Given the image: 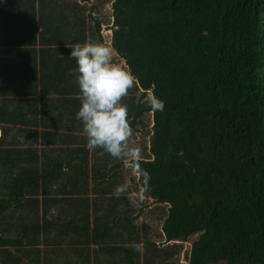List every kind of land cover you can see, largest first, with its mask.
Here are the masks:
<instances>
[{"label":"trees","instance_id":"16d2710c","mask_svg":"<svg viewBox=\"0 0 264 264\" xmlns=\"http://www.w3.org/2000/svg\"><path fill=\"white\" fill-rule=\"evenodd\" d=\"M30 1L35 7L36 0ZM30 1L0 0V13ZM80 1L40 3L54 5L51 9L55 10L68 9L65 17L71 13L72 27H79L80 34L70 29V40L65 43H104L103 22L93 17L94 8L83 16L84 5L91 0ZM112 10L111 47L136 77L134 87L122 98L128 106L134 137L144 125L145 114H152L149 143L141 151L138 167L133 168L139 178L137 181L130 176V180L137 181L145 195L166 210L162 221L166 245L145 241V254L156 259L149 262L144 256V264H185L180 262L182 254L187 264H264V0H114ZM45 30L44 26L38 35L34 28L33 39L43 45L62 42L47 36ZM41 51L49 61L54 55L60 57L61 51L63 58L69 57L71 48ZM74 67L71 60L65 73H71ZM53 69L61 71L55 65ZM51 82L63 87V92L72 88L70 95L79 94L74 77L70 81L62 76L44 80L42 106L48 101L50 93L46 89ZM148 92L163 100V111L149 109L144 101ZM13 101L5 104L13 105ZM75 102L79 99L71 103ZM46 140L42 138L43 143L50 144ZM28 152L4 147L0 140V230L10 208L36 213L45 207L48 196L58 194L50 189L51 180L60 179L64 166L53 169L50 161L39 159L40 155L32 163ZM59 152L83 156L80 163L66 165L71 172V189L61 192L75 205L89 203V196L99 193L98 161L112 165L114 178L122 176L125 168L126 161L106 154L101 158L100 149H90L87 138L70 148H45L41 155ZM18 163L21 166L16 173L4 168L9 164L17 169ZM143 172L150 177L147 186ZM123 193L113 200H126ZM90 222L72 218L67 224L49 222L41 226L32 221L23 223L21 231L27 234L36 226L37 233L51 229L59 238L44 245L81 244V250L87 252L88 245L95 244L94 251L108 249L124 254L119 264H141L139 257H133V251L142 250L138 238L131 247L117 245L120 238L109 234V224H95L91 229ZM71 230L82 234L75 235L80 240L73 239ZM194 236L197 239L187 253L185 244ZM1 246L20 250L31 242L0 234ZM42 252L50 257L55 250L38 249L35 253ZM7 255L3 254L4 259L18 263L19 259Z\"/></svg>","mask_w":264,"mask_h":264},{"label":"crops","instance_id":"0c3cea01","mask_svg":"<svg viewBox=\"0 0 264 264\" xmlns=\"http://www.w3.org/2000/svg\"><path fill=\"white\" fill-rule=\"evenodd\" d=\"M71 1L76 3L77 1L78 3L81 2L80 0ZM81 5L83 4L81 3ZM51 6L54 5L41 6L40 0H36V8L33 7L30 1L25 4L21 3L20 5L14 4L12 9L4 11L5 13H0V140L4 147L7 148L29 149L26 155L32 163L40 155L39 159L50 161L48 163L53 166V169L56 167L57 170L60 164L64 166L60 179L51 180L52 185L50 189L57 191L58 194L48 196L49 201L43 205L45 207H41L40 211H35L36 213L30 211L28 213L27 211L29 210L15 211L12 208L6 211L9 216H6L7 220L3 223L4 228L0 230V234L14 241L25 239L31 242V246H24L20 250L14 246L11 248L1 246L0 264H7L6 262L12 263L10 260L4 259V253L8 254V257L14 256L15 259H19L16 264H119L121 262L124 254L108 249L94 251L96 249L95 244L88 245L89 250L87 252L81 250V244L75 246H70V244L65 246L63 244L44 245L47 240L59 238L58 234L51 229L47 233L41 231V234L39 231L37 233V226L34 230L28 231L27 234L21 231L23 223L36 221L41 226L49 222L67 224L72 218L81 223H85L89 219L91 221V229L94 228L95 224L101 227L109 224L112 228L109 234H117L120 238L117 245H128L131 247L138 238L140 240L139 247L142 250L133 251L134 260H137L139 257L140 263L144 264V256H146V260L152 262L156 258L152 259V254H145L143 250L145 241L155 242L159 247L166 245L165 237L162 234V221L165 216H161L160 219L157 215H151L154 211L149 212L146 206L141 205L143 201L151 200L146 195H144L145 200H140L141 204L134 201L135 199L131 194L135 192V185L132 186V183L135 184V181L130 182L129 174L132 173V176L136 177L137 181L139 175L133 170L130 162H125L122 176L114 178L111 175L114 172V170H111L112 165H105L103 162L98 161L97 165L101 170V179L97 183L99 193L97 195L91 194L88 200L89 203L83 201L81 205H75L72 204L69 196L61 194V192L71 189L69 185L71 172L66 165L69 163H80V157L83 158V156L69 152L51 153L47 156L41 155L45 148H70L75 146V144L80 145L83 139L86 138L82 134L81 123L74 118L80 106L81 98L79 94L70 95L72 88L63 92V87H59L51 82L50 86L46 89V92L50 93L46 97L48 99L46 105L42 106L40 102L43 97L41 93L43 81H53L60 76L70 81L74 76L71 77L69 72L65 73V69H70L71 60L72 63H75L73 58H63V51L59 53L60 57L54 55L52 59L47 61L41 49H70L72 44L65 43L70 40V29H72L74 34H80L79 27L77 30L72 27L74 20L71 13L65 17L68 9L56 8L55 10L51 9ZM60 14L64 15L63 19L60 18ZM87 14L85 10L83 16ZM62 21L65 23L64 25H61ZM102 24L101 33L104 37V44L111 47L113 31L110 29L111 32L107 31L108 33H105L103 29L104 23ZM44 26L47 36L50 35V37L57 38L62 42L46 43V45H43L39 39L35 41L33 39L34 28L37 29L39 35ZM85 28L87 30V25H84ZM113 53L116 55L113 56L114 62L116 60L119 62V57L114 49ZM49 64L52 65V68ZM53 65L57 66L61 71H55ZM35 91L36 93H34ZM17 97H20L22 100H18ZM31 98H36V102H33ZM68 99H70L69 102ZM75 99H79V102L71 103ZM8 101H13L15 104H5ZM33 130L36 132L34 135H32ZM44 137L47 138L46 141H49L50 144L42 142V138ZM71 142L72 144L70 145ZM89 148L93 149L91 146ZM90 158L91 164L93 157L90 156ZM20 166L18 163L16 169L14 166L10 167L8 164L4 168L5 170L11 168L16 173V170L20 171ZM126 178L129 179L131 185ZM120 184L127 186L122 195L127 199L121 202L113 200L114 197L118 198L121 196V194L116 196L113 193L115 186ZM140 190L142 194H145L143 189L140 188ZM151 203L154 204L152 200ZM144 204L147 205L148 203ZM149 210H153L152 207H149ZM143 211H146L148 216ZM153 221H156L161 226L158 232L155 231L154 224L156 223ZM69 234H74L72 237L75 240H80L75 235H82L72 230ZM159 239L163 240L162 245L159 244ZM34 241H41V243L32 244ZM38 249H41V251L51 249L55 250V253L53 256L47 257L44 252L36 254L35 252ZM182 257L184 258L183 254L181 255L180 262L187 264L185 258V261H183Z\"/></svg>","mask_w":264,"mask_h":264},{"label":"clouds","instance_id":"9594fccd","mask_svg":"<svg viewBox=\"0 0 264 264\" xmlns=\"http://www.w3.org/2000/svg\"><path fill=\"white\" fill-rule=\"evenodd\" d=\"M70 58L75 60L74 75L79 90L80 106L74 118L82 125L87 144L100 149L99 155H108L117 161H128L135 169L141 159V148L130 144L133 129L128 118V106L122 98L134 87L136 77L113 60V49L103 42L85 41L71 46ZM152 112L163 111L164 102L154 93L144 98ZM145 186L150 179L143 172ZM126 185L115 186L119 196Z\"/></svg>","mask_w":264,"mask_h":264},{"label":"rangeland","instance_id":"374dc122","mask_svg":"<svg viewBox=\"0 0 264 264\" xmlns=\"http://www.w3.org/2000/svg\"><path fill=\"white\" fill-rule=\"evenodd\" d=\"M113 1L114 0H91L89 2V4L84 5L86 7L87 13H89L91 11V7L94 8V11L91 12V13L93 14L94 18H98L104 23L103 29H104L105 33H108L107 31L111 32L110 29H112V23H113L112 3H113ZM113 56H116V55H114V53H113ZM116 62L119 63L125 69H127V67L125 66V62L123 60H121L120 58H119V62L117 60H116ZM151 128H152V114L151 113H147V114H145L144 125H142L140 127V129L136 130L135 137L132 135V137L130 138V144H132L134 146L138 145L141 148V151H142L143 148H145L146 145L149 143L148 132L151 130ZM146 157H150V155L147 154ZM129 176H132V173H130ZM126 180L131 185L130 182H132V181L129 182L128 178H126ZM133 185H135V192L132 193L131 195L134 197V199H135L134 201L136 203L141 204L140 200H145V198H144L145 194H142L141 190H139L140 188L138 187V183H136V182H135V184L132 183V186ZM143 202L144 203H148V204L145 205ZM143 202H142L141 205L146 206L147 207V211H149V212L154 211L151 215H157V216L160 217V219H161V216H165L166 210L164 209V207L158 206L155 203L154 204H152V203L150 204L151 200H145ZM149 207H152L153 210H149ZM143 213H145V215L148 216V214H146V211H143ZM153 222L156 223V221H153ZM154 226H155V231H157V232L161 228L160 224H158V223L154 224ZM196 239H197V236H194V237H192V239L188 243L185 244L187 253H190L191 244ZM159 244L160 245L163 244V240L162 239H159ZM182 260L185 261L183 257H182Z\"/></svg>","mask_w":264,"mask_h":264}]
</instances>
